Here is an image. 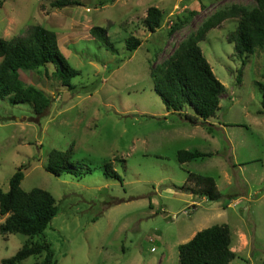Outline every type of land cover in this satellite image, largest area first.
Segmentation results:
<instances>
[{"label": "rangeland", "instance_id": "374dc122", "mask_svg": "<svg viewBox=\"0 0 264 264\" xmlns=\"http://www.w3.org/2000/svg\"><path fill=\"white\" fill-rule=\"evenodd\" d=\"M52 1L0 0V38L24 36L34 25L52 29L70 66L79 70L70 80L73 88L62 85L54 64L47 72L19 70L25 84L48 97L41 114L30 104L0 98V189L7 191L21 167V188L46 189L57 204L43 233H0V264L22 244L44 238L55 264H177L178 245L213 224L230 229L237 254L230 264H263L264 88L258 84L264 86V48L245 62L236 56L227 39L235 19L223 20L198 42L226 88L206 122L168 111L150 76L151 67L210 13L253 0H75L61 8ZM151 6L162 10L152 32L143 24ZM94 26L107 29L115 52L91 35ZM131 34L140 44L129 51L124 39ZM70 148L82 174L55 176L45 169L51 149ZM180 149L209 155L179 163ZM108 161L121 179L105 175ZM189 171L214 177L220 198L183 190ZM42 258L32 255L21 264Z\"/></svg>", "mask_w": 264, "mask_h": 264}, {"label": "trees", "instance_id": "16d2710c", "mask_svg": "<svg viewBox=\"0 0 264 264\" xmlns=\"http://www.w3.org/2000/svg\"><path fill=\"white\" fill-rule=\"evenodd\" d=\"M4 1V0H2ZM254 3L224 4L205 17L194 31L180 40L173 52L161 63L151 67L150 76L154 90L163 100L168 111H174L197 124L200 121L215 116L219 108V97L226 92L224 84L214 75L210 63L203 55L198 42L206 38L207 32L221 24L223 20L235 19L236 26L228 34V42L233 43L235 55L244 62L249 54L256 49L264 48V0H253ZM75 0H53L52 6L61 8ZM188 12V16L193 14ZM178 20L172 25V30L187 21ZM162 10L151 6L146 11L143 24L149 31H155L160 25ZM91 35L105 49L115 52L113 42L105 27L94 26ZM57 34L54 30L42 25H34L24 36L12 39L0 38V98L8 97L11 103H27L41 114L49 105V99L44 91L33 85L25 84L19 70L48 71L50 64H54L56 76L62 85L68 88L71 78L79 74V70L70 63L61 52ZM127 50L136 49L140 40L134 35L124 39ZM243 62V63H244ZM264 88L263 85L258 84ZM192 109V113L182 110ZM209 153L194 149H180L176 152L179 163L201 158ZM72 160V148L69 150L51 149L47 155L45 169L55 176L70 173L75 176L82 174ZM90 169L86 168V172ZM85 172V173H86ZM105 175L121 179L113 169L110 161L104 164ZM24 172L19 167L10 176L7 191L0 189V217L6 216L0 225V233H22L28 237L44 232L51 219L57 214L56 200L53 194L43 188L33 187L25 191L20 186ZM193 181L189 186L185 182ZM212 176L194 174L189 171L187 179L180 186L183 190L208 199H218L221 196ZM231 232L226 224H213L190 237L186 242L178 245L177 264H230L236 253L230 248ZM43 258L32 264H55L54 251L47 239L26 242L10 257L1 260L2 264H21L32 255ZM264 264V261H263Z\"/></svg>", "mask_w": 264, "mask_h": 264}]
</instances>
